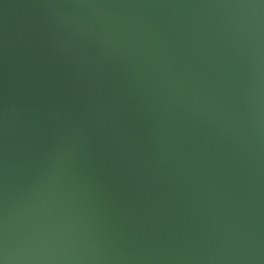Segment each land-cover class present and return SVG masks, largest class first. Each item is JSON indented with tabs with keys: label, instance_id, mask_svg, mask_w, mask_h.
Masks as SVG:
<instances>
[{
	"label": "water",
	"instance_id": "obj_1",
	"mask_svg": "<svg viewBox=\"0 0 264 264\" xmlns=\"http://www.w3.org/2000/svg\"><path fill=\"white\" fill-rule=\"evenodd\" d=\"M0 264H264V0H0Z\"/></svg>",
	"mask_w": 264,
	"mask_h": 264
}]
</instances>
